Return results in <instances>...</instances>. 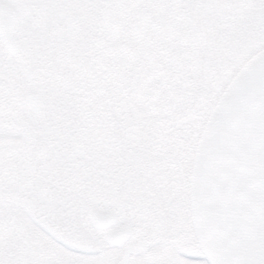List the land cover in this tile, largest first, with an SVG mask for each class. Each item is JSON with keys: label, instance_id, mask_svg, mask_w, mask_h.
<instances>
[{"label": "snow or ice", "instance_id": "6c2138e0", "mask_svg": "<svg viewBox=\"0 0 264 264\" xmlns=\"http://www.w3.org/2000/svg\"><path fill=\"white\" fill-rule=\"evenodd\" d=\"M0 264H264V0H0Z\"/></svg>", "mask_w": 264, "mask_h": 264}]
</instances>
